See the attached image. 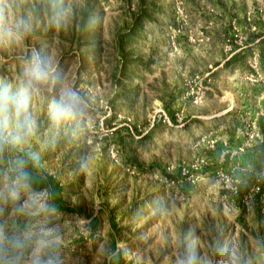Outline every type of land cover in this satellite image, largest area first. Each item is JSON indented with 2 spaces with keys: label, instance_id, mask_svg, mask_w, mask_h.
Wrapping results in <instances>:
<instances>
[{
  "label": "rangeland",
  "instance_id": "374dc122",
  "mask_svg": "<svg viewBox=\"0 0 264 264\" xmlns=\"http://www.w3.org/2000/svg\"><path fill=\"white\" fill-rule=\"evenodd\" d=\"M11 3L32 30L0 44V80L17 86L40 51L86 103L74 133L32 143L54 182L37 187L57 208L64 264H174L189 228L204 252L217 234L252 252L264 238V0H62L60 28L52 0ZM56 94L33 100L44 140Z\"/></svg>",
  "mask_w": 264,
  "mask_h": 264
},
{
  "label": "clouds",
  "instance_id": "9594fccd",
  "mask_svg": "<svg viewBox=\"0 0 264 264\" xmlns=\"http://www.w3.org/2000/svg\"><path fill=\"white\" fill-rule=\"evenodd\" d=\"M50 22L67 24L62 0H52ZM32 30L30 20L14 17L11 0H0V44L19 43ZM57 88L48 104L53 136L44 140L35 118L33 100ZM86 103L79 92L63 83L56 63L40 51L24 58L17 86L0 80V264H64L63 234L54 222L58 215L47 188H38L33 169L41 166L34 139L52 144L56 132H75L84 121ZM87 162L82 164L86 167ZM174 264H264V238H257L252 252L222 234L213 236L207 252L189 228L176 240Z\"/></svg>",
  "mask_w": 264,
  "mask_h": 264
},
{
  "label": "trees",
  "instance_id": "16d2710c",
  "mask_svg": "<svg viewBox=\"0 0 264 264\" xmlns=\"http://www.w3.org/2000/svg\"><path fill=\"white\" fill-rule=\"evenodd\" d=\"M147 13L142 11V13L140 14V16L134 20L132 27V31L130 32V34H132L134 32L135 29L139 28L141 26V21L144 18H147ZM97 51H99L101 48L96 47L95 48ZM229 63V60H226L224 62V66L227 65ZM33 171L36 173L35 179L37 181L36 186H40V187H51L52 185H54V182H52V185H50L51 180H49L48 178H46L45 176H43L42 171H41V167L37 168V169H33Z\"/></svg>",
  "mask_w": 264,
  "mask_h": 264
}]
</instances>
